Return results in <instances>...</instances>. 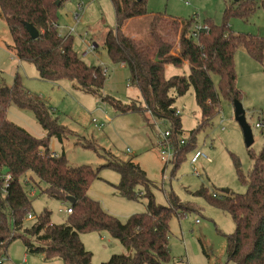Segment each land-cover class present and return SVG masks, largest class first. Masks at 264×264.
Returning <instances> with one entry per match:
<instances>
[{
  "label": "trees",
  "instance_id": "16d2710c",
  "mask_svg": "<svg viewBox=\"0 0 264 264\" xmlns=\"http://www.w3.org/2000/svg\"><path fill=\"white\" fill-rule=\"evenodd\" d=\"M64 1L0 0V14L13 41L9 49L20 62L33 64L42 81L68 80L74 89L109 103L117 113L147 111L156 119L170 122V141L177 151L172 161L175 170L191 143L195 144L196 134L211 127L221 113L222 99L232 106L234 100H242L235 68L237 49L243 46L252 58L264 64V38L236 34L230 26L232 17H246L258 5L264 9V0H236V5L226 4L223 22L220 25L206 23L209 32L202 31L197 38L193 36L195 17L180 23L164 14H156L150 23L147 43L137 42L122 31L129 20L148 15L147 0H111L116 27L107 29L102 43L113 63H125L130 85L139 90L144 104L143 107L136 103L125 105L103 95L107 77L101 69L79 57L73 48V38L64 40L51 27L58 21V11ZM27 24L39 32L38 38L30 36ZM167 24L176 30L181 27L177 54L172 53L173 44L162 34ZM167 65L176 68L187 65L188 73L167 78ZM190 89L194 90L201 117L187 144L180 145L183 131L175 104L177 98ZM13 104L31 110L47 133L46 137L36 138L9 120L8 109ZM261 118L264 122V112ZM68 135L69 131L53 118L45 102L30 96L19 74L12 87L0 86V264L16 239L23 240L27 254L41 255L45 262L60 259L64 264H94L93 254L80 236L103 231L118 240L128 254H114L101 264H175L170 253V222L179 214L180 200L172 195L168 197V206L158 205L151 190L153 184L139 164L132 160H111L105 166L120 175V181L114 185L116 191L127 199L146 196L148 200L144 213L120 220L88 195L92 183L100 179V168L71 167L64 154L53 156L50 138L56 137L63 143ZM248 152L252 168L247 175L235 160L245 193L224 192L220 196L204 186L193 193L232 218L235 230L226 235L227 261L232 264H264V146L259 153L251 147ZM4 173L11 174L5 188ZM40 182L46 184L43 193L50 198L75 199V203L70 204L72 214L65 223H51V211L44 209L30 220L34 221L30 227L25 226L27 215L33 211V201L25 185L39 187ZM139 187L145 189L144 194Z\"/></svg>",
  "mask_w": 264,
  "mask_h": 264
},
{
  "label": "rangeland",
  "instance_id": "374dc122",
  "mask_svg": "<svg viewBox=\"0 0 264 264\" xmlns=\"http://www.w3.org/2000/svg\"><path fill=\"white\" fill-rule=\"evenodd\" d=\"M229 3L237 4L236 0H147V10L148 14L169 15L182 21L195 17L202 25L208 22L220 25L226 4ZM75 14L80 16L79 22L75 20ZM152 19L135 21L124 33L132 36V29H137L141 37L149 41ZM57 23L62 28H76L70 38H73L74 50L84 62L92 66L102 62L110 68L102 92L104 96L125 105L136 103L137 106H144L139 90L130 85L129 70L122 69L121 63H113L102 43L107 29L116 27L111 0H65L59 8ZM230 26L236 34L264 38V9L258 5L246 17L234 16L230 19ZM180 31L181 27L176 30L170 24L162 30L166 41L173 44V54H177L180 48ZM135 40L143 43L142 40ZM94 41L101 46L90 51ZM12 45L9 28L0 14V86L12 87L15 76L19 74L30 96L45 102L53 118L69 131L68 139L63 143L56 137L50 138V150L64 154L71 167L100 168V179L92 183L88 192L91 198L122 221L134 214L144 213L147 210V197L131 200L121 196L114 187L120 181L119 173L105 166L111 160H132L141 166L153 184L151 190L158 205L168 206V197L172 195L180 200L182 207L179 214L174 215L170 222L169 242L173 262L232 264L228 263L226 254V235L235 230L232 218L207 199L193 194L202 186L220 196L226 191L236 194L246 191L239 180L235 160L239 161L246 175L252 168V161L231 103L222 99L221 113L211 127L196 134L195 144L191 143L175 170L173 158L168 160L163 157L157 145L160 133L172 129L170 122L156 119L147 111L117 113L109 103L74 89L68 80L42 81L33 64L17 60L15 52L9 49ZM235 68L237 84L243 92L241 103L254 135L251 149L259 153L264 146L263 129L256 126L264 112V64L252 58L240 46L235 53ZM188 69L187 65L182 68L167 65L165 75L169 78L187 74ZM214 78L218 86L217 77ZM175 106L180 114L183 136L189 140L201 117L194 90L190 89L187 94L178 97ZM8 119L36 138L47 135L31 110L13 104L8 109ZM93 119L99 124L104 123L105 127H97ZM196 151L202 152L211 161L200 158L192 162ZM25 188L33 201L32 214L40 215L44 209H48L52 223L62 224L68 220L69 215L65 211L71 207L70 203L48 197L43 193L46 184L40 182L39 187L25 185ZM138 189L144 194L143 187ZM33 222L27 219L25 226L30 227ZM80 238L86 249L92 252L94 264H101L114 254L128 251L105 231L84 233ZM24 257H27L25 264H63L61 261L45 262L37 254L27 255L22 239H16L9 245L3 264H24Z\"/></svg>",
  "mask_w": 264,
  "mask_h": 264
},
{
  "label": "built area",
  "instance_id": "2783aa9c",
  "mask_svg": "<svg viewBox=\"0 0 264 264\" xmlns=\"http://www.w3.org/2000/svg\"><path fill=\"white\" fill-rule=\"evenodd\" d=\"M79 9H81V5L78 6ZM75 20L77 22L80 21V16L79 14H75ZM51 27L57 31V33L59 34V36L61 38H63L64 40H67L68 38L72 37L73 36V33H75L76 31V28L75 27H70V28H62L57 22H54L51 24ZM206 32L208 33L209 32V27L207 25H202L200 23H196L193 27V36L195 38H197L198 34L200 32ZM95 45L94 44H91L90 46V51L92 50H95ZM125 63H121V65H123ZM98 67L101 69V72L104 76H108L109 75V72H110V68L107 66V64L105 63H102L100 62ZM95 76V75H94ZM93 123L97 126V127H105V124L104 123H98V121L96 119H93ZM223 124V123H222ZM258 128H261V129H264V122L260 119V122L256 125ZM170 138H171V131L170 130H167V131H164V132H161L160 133V136H159V142H158V146H159V149L161 150V155L163 157H166L168 160L169 159H172L175 157L176 155V148L172 145L171 141H170ZM180 145H186L187 142H188V138L182 136L181 139H180ZM53 156H57L56 154H54ZM200 158H205L207 159L209 162L211 161V159L209 157H207L205 154H203L202 152L200 151H196L195 152V155H194V158L192 159V162H196L198 159ZM3 180H4V188L5 186L8 185L9 181L11 180V174L10 173H4V175L2 176ZM60 212H62V210H60ZM68 215L72 214V208L69 207L66 211H65ZM27 219L28 220H34L35 219V215L32 214V213H29L27 215ZM198 222V221H197ZM4 257L1 259V263L3 264L4 263ZM25 261V260H24ZM23 261V262H24Z\"/></svg>",
  "mask_w": 264,
  "mask_h": 264
},
{
  "label": "water",
  "instance_id": "95a60500",
  "mask_svg": "<svg viewBox=\"0 0 264 264\" xmlns=\"http://www.w3.org/2000/svg\"><path fill=\"white\" fill-rule=\"evenodd\" d=\"M137 1H141V0H137ZM57 4H59V1L57 2ZM26 26H27V30H28L30 36L33 39L38 38L39 32L32 25L27 24ZM233 109H234V118L238 122V124L242 130L245 145L247 148H250L254 144V135H253L252 127L249 125V123L246 119V111H245L241 101L234 100L233 101ZM226 192L228 193L229 191H226ZM67 201L70 204L75 203V199L72 197H67Z\"/></svg>",
  "mask_w": 264,
  "mask_h": 264
},
{
  "label": "crops",
  "instance_id": "0c3cea01",
  "mask_svg": "<svg viewBox=\"0 0 264 264\" xmlns=\"http://www.w3.org/2000/svg\"><path fill=\"white\" fill-rule=\"evenodd\" d=\"M186 4H189V2H186ZM154 15L153 14H148V15H145V16H141V17H136V18H133V19H131V20H129L128 22H126V24L122 27V31L123 32H126V30H127V28H130L131 27V25L135 22V21H138V20H140V19H142V20H145V19H148V18H150V17H153ZM167 16V18H169V19H173V20H178L180 23H182V20L180 19V18H175V17H171V16H169V15H166ZM198 23V22H197ZM129 31H131V30H129ZM130 33H132V38H135V39H139V40H142V42L143 43H147L148 41L147 40H145V39H143V37H141V35H140V33H138L137 32V29H135V31L132 29V31L130 32ZM94 45H95V48L96 49H99V47L101 46L100 44H99V42H96V41H94ZM105 49V48H104ZM106 51V50H105ZM18 60V59H17ZM21 63V62H20ZM120 67H122V69H127V67H126V65L125 64H123V65H120ZM31 95V94H30ZM53 154H56L57 156H59V154L57 153V152H54V151H51ZM89 194V193H88ZM52 223V222H51ZM86 247V246H85ZM126 251V250H125ZM27 254V253H26ZM123 254H128V251H126L125 253H123ZM28 255V254H27ZM23 260H25L24 261V264L25 263H27V257L25 258L24 257V259ZM53 261H56V263H58V262H63L62 260H60V259H54V260H52V261H49V262H53ZM64 264V263H63Z\"/></svg>",
  "mask_w": 264,
  "mask_h": 264
}]
</instances>
